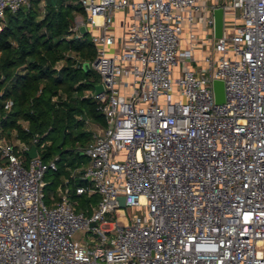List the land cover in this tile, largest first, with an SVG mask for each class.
I'll use <instances>...</instances> for the list:
<instances>
[{"label":"built area","instance_id":"2783aa9c","mask_svg":"<svg viewBox=\"0 0 264 264\" xmlns=\"http://www.w3.org/2000/svg\"><path fill=\"white\" fill-rule=\"evenodd\" d=\"M33 1L45 6L0 0V31ZM209 1L74 0L70 30L90 33L105 125L77 147L89 165L57 197L45 174L58 156H40L38 135L0 136V264H264V0ZM93 195L91 213L76 211Z\"/></svg>","mask_w":264,"mask_h":264},{"label":"trees","instance_id":"16d2710c","mask_svg":"<svg viewBox=\"0 0 264 264\" xmlns=\"http://www.w3.org/2000/svg\"><path fill=\"white\" fill-rule=\"evenodd\" d=\"M36 4L6 12L0 31V134L15 131L26 142L34 135L40 142L50 138L44 158L68 143L70 148L57 155L53 174L58 180L69 177L76 159L83 156L77 147L92 138L87 121L104 126L105 119L93 96L99 84L90 67L93 45L87 33L78 36L70 30L80 8L74 0H56L54 6L43 8ZM8 101L12 104L7 109ZM68 183L73 189L85 182Z\"/></svg>","mask_w":264,"mask_h":264},{"label":"rangeland","instance_id":"374dc122","mask_svg":"<svg viewBox=\"0 0 264 264\" xmlns=\"http://www.w3.org/2000/svg\"><path fill=\"white\" fill-rule=\"evenodd\" d=\"M230 1L231 0H210L209 2H213V3H217V4H224V3L228 4ZM33 2H35V1H33ZM36 7L41 8V5L40 4H36ZM81 15L82 14L80 12H77L75 14V16H74V20H79L81 18ZM74 20H73V24H74ZM231 20H232L231 9H227V11H226V25H227V27H229L231 25V22H232ZM86 37L90 40V33H87ZM94 78H95L96 82H98V83L101 80L100 75L95 70H94ZM86 125H87V130L91 133V137H92V134L98 133L99 127H100L99 124L88 120ZM0 136H3V135L0 134ZM44 143H45L44 148L40 149V151H39L40 156L44 160L52 159L53 157L57 156L60 152L65 151V150L70 148L69 144L66 143L62 147L54 148L53 152L51 153V155L49 157H47V158H44V151L46 150V148L51 143V139L48 138ZM56 145H57V143L55 144V146ZM74 164H75V167H78V166L79 167H87L89 165V159H88L87 156L83 155L79 159H76V162ZM74 168H72V169H74ZM45 180L48 182V188L45 190L46 195L49 196V195L53 194L55 197H57L58 194H57L56 189H57V187L60 184L63 183L62 176L59 177L58 180H55L53 172H47L45 174ZM98 199H99L98 195H93L92 197L83 196V197L77 198V200H76V205L77 206H75L76 211H78V212L82 211L85 214L91 213L93 211V209L96 207ZM124 213H125V215H126V217L128 219H130L132 214H137L139 216H142L143 215V208L142 207H139V208H125L124 209ZM105 218L107 220H115V215L106 214ZM83 235L85 237H87V239H90V237H94L90 233H83L82 231H78L75 234L74 237L76 239H81L83 237Z\"/></svg>","mask_w":264,"mask_h":264},{"label":"water","instance_id":"95a60500","mask_svg":"<svg viewBox=\"0 0 264 264\" xmlns=\"http://www.w3.org/2000/svg\"><path fill=\"white\" fill-rule=\"evenodd\" d=\"M55 4H56V0H45L46 6H54ZM213 15H214V19H215V24H214L215 36H220L221 31H222V19H223L222 18V16H223L222 8H216L213 12ZM79 31L82 35H85L86 34L85 26H81ZM83 68L85 70L89 69V64L84 63ZM213 86H214L216 101H218V102L222 101V99H223L222 82L216 80L213 82ZM101 91H102V85L97 84L95 86V89H94V94L97 95ZM84 119H85V117H84ZM59 146H61V143L59 144ZM35 155H36L35 146H31L30 150L28 151V156L34 157ZM119 205H120V207H124V198L123 197H119Z\"/></svg>","mask_w":264,"mask_h":264},{"label":"crops","instance_id":"0c3cea01","mask_svg":"<svg viewBox=\"0 0 264 264\" xmlns=\"http://www.w3.org/2000/svg\"><path fill=\"white\" fill-rule=\"evenodd\" d=\"M198 26H199V25H198ZM198 28L201 29L200 26H199ZM197 30H198V29H197Z\"/></svg>","mask_w":264,"mask_h":264}]
</instances>
